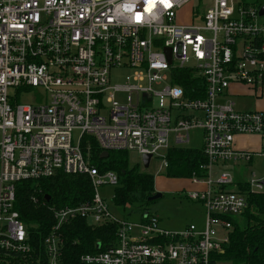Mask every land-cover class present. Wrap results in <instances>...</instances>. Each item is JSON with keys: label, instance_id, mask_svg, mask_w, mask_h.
Returning a JSON list of instances; mask_svg holds the SVG:
<instances>
[{"label": "built area", "instance_id": "1", "mask_svg": "<svg viewBox=\"0 0 264 264\" xmlns=\"http://www.w3.org/2000/svg\"><path fill=\"white\" fill-rule=\"evenodd\" d=\"M193 1L154 0L145 11L144 0H0V264L32 258L14 207L17 183L59 171L88 176L93 193L76 205L50 207L54 223L39 264H60L61 227L77 218L116 226L113 244L82 255L85 264L215 263L233 218L247 205L240 184L264 192V178L225 190L234 182L223 168L264 155V111H238L220 100L231 84L263 95L264 14L237 0H212L208 7ZM184 69L204 80V91L194 86L186 93L176 84ZM23 95L32 101L19 102ZM196 129L206 162L203 176L186 178L196 187L185 196L202 206V226L171 231L152 214L137 222L115 218L97 187L116 186L117 175L91 163L83 137L92 136L101 152L149 154V164L158 158L164 170L167 150L189 143ZM253 134L263 137L260 151L235 148V136ZM31 200L37 203V195Z\"/></svg>", "mask_w": 264, "mask_h": 264}, {"label": "trees", "instance_id": "2", "mask_svg": "<svg viewBox=\"0 0 264 264\" xmlns=\"http://www.w3.org/2000/svg\"><path fill=\"white\" fill-rule=\"evenodd\" d=\"M261 6V0L252 5ZM176 84L191 93L194 86H201L204 80L195 77L194 71L184 69ZM201 95L199 97H203ZM83 154L99 171H113L117 175L113 201L118 206L135 204L147 209L151 201L148 197L156 192L154 175L144 172L138 164L130 165L126 151L111 150L101 157V150L92 136L86 135L82 141ZM167 166L163 170L168 178H189L193 174L203 176L200 166L206 162L201 148L170 147L166 152ZM245 194L246 208L239 217L233 218V230L222 252L214 255L215 263L221 264H264V192L255 193L247 184H240ZM92 186L88 176L66 174L61 171L54 176L36 180H23L16 185L14 207L23 221L33 248L28 264L44 262L42 239L49 233L54 223L50 207L76 205L92 197ZM37 195L38 202L31 200ZM45 196H49L47 200ZM116 226L103 224L89 225L85 219L77 218L61 227L64 244L60 264H85L81 256L104 251L115 239Z\"/></svg>", "mask_w": 264, "mask_h": 264}, {"label": "rangeland", "instance_id": "3", "mask_svg": "<svg viewBox=\"0 0 264 264\" xmlns=\"http://www.w3.org/2000/svg\"><path fill=\"white\" fill-rule=\"evenodd\" d=\"M212 0H194V6L201 4L204 7H208ZM241 5H252L255 0H237ZM261 5L264 6V0H261ZM183 9L177 14V19L183 21ZM128 71L116 72L112 76V83L119 82L120 76L126 74ZM41 93V89H35L33 91ZM264 98V91H263ZM32 101L29 96L23 95L19 102ZM118 100L124 101L123 97H119ZM221 100V98H220ZM235 101V108L238 110H254L259 104H257L255 97L245 96L232 98ZM264 110V102L261 104ZM79 134L78 130L73 131V140L77 138ZM202 131L199 129L190 131V142L187 144L179 145L189 148H200L202 146ZM254 142H259L257 139ZM252 141V142H253ZM172 142V141H171ZM253 142V143H254ZM128 160L130 165L138 164L140 169L144 172H148L154 175L155 187L162 193V196L148 205L147 209H140L135 204L118 206L113 201L114 185L105 184L97 187V191L100 196L104 197L108 203L110 212L115 218L125 221L137 222L142 216L152 214L160 219L162 227L177 231L190 223H194L197 227L202 226L203 220V208L198 202L189 200L185 196V192L195 189V185H192L186 178H168L164 176V171L161 166V160L153 158L147 168H144L141 164V157L133 152L128 151ZM238 166L233 167L232 163H227L223 168L228 170L233 178V182L230 185L224 187L225 190L235 191L236 183L257 181L264 178V156L258 157L254 155L252 163H248L244 160L237 162Z\"/></svg>", "mask_w": 264, "mask_h": 264}, {"label": "crops", "instance_id": "4", "mask_svg": "<svg viewBox=\"0 0 264 264\" xmlns=\"http://www.w3.org/2000/svg\"><path fill=\"white\" fill-rule=\"evenodd\" d=\"M263 91H264V82H263ZM245 96L255 97L247 87L242 86V85H238V84H231L227 93L221 97V100H230V101L234 102V108H235V101L232 100V98L245 97ZM255 99H256L257 104H259V106L254 110L264 111L262 108V105H261L264 102L263 95L260 98L255 97ZM236 110H238V109H236ZM238 111H252V110L249 109V110H238ZM254 139H257L259 142H257V143L254 142L253 141ZM262 142H263V137L258 135V134L237 135V136H235V139H234V146L236 149L248 150V151H252L253 153L256 154L258 151L261 150ZM256 156L261 157L264 155L256 154ZM253 158H254V155L252 156L251 160L248 163L251 164ZM231 163H232L233 167L238 166L237 163H234V162H231ZM155 189H156V191L158 190L156 187H155Z\"/></svg>", "mask_w": 264, "mask_h": 264}, {"label": "water", "instance_id": "5", "mask_svg": "<svg viewBox=\"0 0 264 264\" xmlns=\"http://www.w3.org/2000/svg\"><path fill=\"white\" fill-rule=\"evenodd\" d=\"M258 14L261 16L264 14V6H260ZM108 155L107 151H104L101 153V157H106ZM149 159L150 155L149 154H144L141 156V164L144 168H147L149 166ZM262 183L264 185V180H262ZM162 196V193L160 191H156L153 195L148 197V201H154ZM45 198L48 200L49 196H45Z\"/></svg>", "mask_w": 264, "mask_h": 264}, {"label": "snow or ice", "instance_id": "6", "mask_svg": "<svg viewBox=\"0 0 264 264\" xmlns=\"http://www.w3.org/2000/svg\"><path fill=\"white\" fill-rule=\"evenodd\" d=\"M144 10L145 11H151L152 7L154 6V0H144ZM140 13L137 12V19L139 20Z\"/></svg>", "mask_w": 264, "mask_h": 264}]
</instances>
